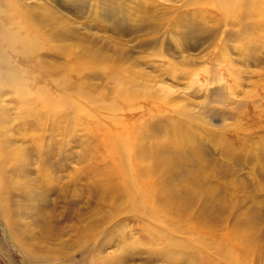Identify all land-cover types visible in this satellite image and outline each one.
I'll list each match as a JSON object with an SVG mask.
<instances>
[{
    "label": "rangeland",
    "instance_id": "1",
    "mask_svg": "<svg viewBox=\"0 0 264 264\" xmlns=\"http://www.w3.org/2000/svg\"><path fill=\"white\" fill-rule=\"evenodd\" d=\"M2 3L7 12H13L14 7L7 5L6 0ZM16 3L24 9L23 15L34 17L38 32L34 39L38 46L34 60L22 63L34 70L36 80L32 85L26 83L23 89L39 88L42 95L46 92L52 97L67 93L82 97L78 95L82 90L95 96H90L93 100L109 99L114 96L112 77L104 69L109 65L114 72L130 74L138 86L146 85L149 92L171 99L166 105L149 96L137 97L132 109L116 114L129 122L144 121L150 130L158 132L172 119L177 122L191 119L193 130L201 138L206 164L220 169L222 174L218 176L235 182H228L230 189L220 187V192L234 193L231 189L235 184L244 186V190L238 189L244 193L235 191L236 205H240L225 209L222 214L224 225L229 227L236 214L247 208H256L262 214L256 227L258 244L252 245L245 256L240 252V257L245 264H264V189H261L264 111H260L264 106V21L253 17L244 23L232 21L235 25L232 26L231 20H220L215 9L198 6L194 0H16ZM15 17L20 18L17 14ZM66 45L73 47L72 54L59 50ZM76 58L83 63L77 64ZM71 67H75V74ZM0 91V112L7 121L2 120V127L8 129L3 138L8 144L27 149H24L26 178L34 187L39 210L45 218L40 222L42 229L35 228L39 250L56 251L54 256L45 253L44 258L27 253L0 211V264H103L102 259L116 253L125 257L112 263L109 260L107 264H210L204 255L213 251L206 246L198 252V245L197 249L188 239V233L200 234L199 229L188 232L186 223L178 219L176 225L182 229L165 228L151 217L126 211L127 203L113 213L110 197L94 190L93 182L103 183L101 173L105 165L101 124L111 130L113 123L103 121L95 128V119L82 114L71 124L61 123V119L52 115L45 116L46 122L39 123L42 126L27 125L25 116L19 114L26 110L16 91L8 86ZM76 101L83 104L78 98ZM175 103L181 105L179 110ZM92 105H87L89 112L94 108V114L104 119L107 110ZM19 107L23 111L16 112ZM68 114L73 117L72 108ZM26 132L42 138L34 144L29 136L23 137ZM40 140L43 146L52 144L50 155H43ZM87 145L93 146L91 151ZM19 173L23 174L22 170ZM208 182L216 184L217 180ZM16 200L25 202L12 194L11 201ZM196 208L193 210L197 212ZM193 210L190 214L196 213ZM19 217L23 221L26 215ZM178 243L193 246L183 248V256L178 257L160 252L167 250L165 246L175 252L180 249ZM57 250H61L60 255Z\"/></svg>",
    "mask_w": 264,
    "mask_h": 264
},
{
    "label": "bare ground",
    "instance_id": "2",
    "mask_svg": "<svg viewBox=\"0 0 264 264\" xmlns=\"http://www.w3.org/2000/svg\"><path fill=\"white\" fill-rule=\"evenodd\" d=\"M11 1L14 3L11 4ZM6 2L7 5L13 6L14 9L12 13L7 12L2 0L0 1V88L11 87L19 95L26 110V113L19 114L25 116V124L38 126L40 122H46L45 116L52 115L61 119V123L64 121L71 124L72 121H78L76 118H80L78 116L82 114L86 115L85 117L90 115L95 119V128L100 126L103 121L105 123H113L114 129L111 130H109L110 126L105 127L101 124L103 128L101 129L100 143L104 149L103 155L105 158V165L101 173L103 183L96 185L95 182L92 183L93 187L95 186L94 190L101 192L104 197H110L112 212H117L127 203L126 211L138 213L145 218L151 217L155 219L157 225L171 228L174 231L178 228L182 229L179 224L176 225L175 219H178L186 223L188 232H192L193 229H199L200 234L188 233L190 235L188 239L191 240L197 249L199 247L198 252L205 249L206 246L213 251L212 254L204 255V259L208 263L245 264L241 260L240 252H242V256H245L252 245L258 244L256 227L262 218V214L256 208H247L236 214L234 222L228 225L229 227L224 225L222 214L225 209L237 207L239 203L236 205L235 191L242 188L243 183L235 184L234 187L232 184L230 185L233 187L231 190L234 193L228 191L229 193L222 194V191L220 192V187H228V182L232 181L233 184L235 182L218 176L222 174V171L214 165L210 168L206 164L207 160L201 153V138L198 139L200 136L193 130L191 119L186 118L178 122L172 119L170 124L162 128L163 131L158 132L154 129L150 130L144 121L143 123H138L136 120L129 122L120 114L118 116L116 114L117 111L132 109L131 106L137 97L149 96L153 101L166 103V105L172 100H166V96H162V94L159 96L153 91L149 92L146 85L138 86L130 78V74L114 72V69H111L109 65L104 67L109 72L108 75L112 77L111 81L113 83L114 96L109 99L103 97L104 99L100 98L101 100H93L91 97L95 96L90 95V97L82 90L78 92V95L82 97H71L70 93H67V95L62 94L60 97H52L46 92L42 95L39 88L33 91L28 88L23 89L26 83L30 82L32 85L36 80L35 75L32 74L34 70H30L28 65H26L28 67L23 66L24 64L22 63H30L34 60V50L38 47L35 44L37 39L35 41L34 39L38 32L36 33L37 28L32 15H23L24 9L19 6L20 4L16 3V0H6ZM194 3L198 6L209 5V7L215 9L214 11L218 14L219 19L231 20L229 23L232 26H235L233 24L234 21L244 23L248 18L254 19L253 17L264 21V0H194ZM14 14H17L20 18L14 19L16 18ZM42 15L46 14L42 13ZM248 40L249 37L247 36ZM72 48L66 45L59 47V50L72 54ZM76 60L79 65L83 63L80 58H76ZM75 67L70 68L74 74ZM168 88L166 90L169 92ZM32 95L36 97H32ZM77 98L83 104H79L76 101ZM15 100L19 101L18 99ZM37 104L41 108H37ZM91 104H93V107L107 110L108 113L104 119L101 120L98 113L94 114L96 111L94 108L92 113L89 112L87 105ZM19 106L23 107L22 105ZM175 106L179 110L181 105L175 103ZM21 107L16 112L23 111ZM5 108L2 107V110ZM71 108L73 117L72 114H68V110ZM260 111H264V106L261 107ZM1 112L0 211L11 229L9 230L13 233L19 245L27 250V253L43 258L46 257L45 253L54 256L56 251L53 248L45 249L42 252L39 250L40 244L37 240L38 235L35 228H40L41 230L43 224L41 225L40 222L45 220V218L39 210L33 191L34 187L28 183L26 178V169H24V161L26 160L24 149L26 148L19 145L13 146L11 143L8 144L6 139L3 138V136L6 138L8 129L6 130V128L2 127L5 117L3 120L1 115L4 114H1ZM114 114L117 116H114ZM5 115L7 114L5 113ZM106 118L108 121H106ZM4 122L6 123L7 121ZM39 126L42 125L39 124ZM20 128L23 130L26 127ZM27 136L31 138L32 143L38 144L39 135L30 136L29 134L27 135V132L23 134L24 138ZM39 145L43 155H50L52 144L46 147L41 145L40 140ZM92 148L91 146L87 147V150L91 151ZM35 149L37 148L35 147ZM255 151L260 153L258 149H255ZM21 170L23 174L19 173ZM45 170L47 171V169ZM215 178L217 180L216 184L208 182V180ZM243 188L242 190H244ZM225 192L227 191L225 190ZM12 194L19 195L25 202L20 200L11 201ZM196 205H199V208L198 206L196 208ZM194 207L198 209L197 212L193 210ZM191 210L196 213L190 214ZM19 214L26 215L25 219L29 220L26 221L24 219L22 221ZM42 216L43 219H41ZM90 228L93 229V226ZM163 237L166 238L167 236ZM205 237L208 239L207 242ZM222 241L223 247H221ZM167 242L171 241L167 240ZM178 245L181 250L176 249L175 252H172L173 249H168V246H165L167 250H160V252L172 257H178L179 255L183 256V248L191 249L190 246H193L185 243H178ZM173 246L174 244H171V247ZM178 250L181 251L179 254ZM60 252L61 250H57V255H60ZM122 256L123 253H116L113 257L109 256L102 259V262L107 264L111 260L112 263L114 260H121V258L125 257V254ZM232 257H234V260Z\"/></svg>",
    "mask_w": 264,
    "mask_h": 264
}]
</instances>
